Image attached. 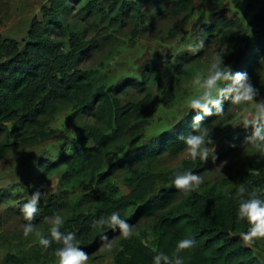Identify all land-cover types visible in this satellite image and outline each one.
Here are the masks:
<instances>
[{"label":"rangeland","instance_id":"rangeland-1","mask_svg":"<svg viewBox=\"0 0 264 264\" xmlns=\"http://www.w3.org/2000/svg\"><path fill=\"white\" fill-rule=\"evenodd\" d=\"M185 1L186 8L178 14L176 8ZM66 13L58 16L60 25L45 18L53 0H0V38L13 40L20 53L24 51L28 34L34 22L41 23L47 32L44 38L59 43L67 51L69 38L77 34L84 43L92 44L82 57L78 69L87 71L90 89H100L114 96L120 105L136 104L147 94L149 102L143 112L134 116L132 123L143 122L144 127L136 135L125 137L110 147L112 159L105 161L104 171L129 151L149 145L161 135L175 128L180 122L199 112L184 106L186 97L194 94L192 78L199 71H206L216 52H223L224 64L233 73H247L257 89V101L264 99V49H256L259 30L254 17L264 7V0H61ZM238 21L236 27L225 30L223 22ZM211 25L218 28L211 36L205 32ZM174 35H171V34ZM204 39L205 48L193 55L187 45L194 39ZM259 57L256 60L255 56ZM143 84L146 92L130 89L132 82ZM167 82L174 92V99L164 105L161 98L162 84ZM55 113L40 119L43 126L21 128L15 123L6 125L0 135V145H5L0 156V264H10L7 257L13 255L22 264L45 262L36 253L38 243L33 235L25 238L21 224L25 223L20 206L35 191L42 193L39 211L52 203L59 206L57 214L65 220L78 214H88L97 206L96 198H102L104 185L92 179L87 171H79L77 177L64 181L67 167L76 170L70 156L75 142L80 139L79 130L85 125L100 126L91 116L92 106L79 113L74 103L54 105ZM251 106L247 110H250ZM246 109L231 106L225 116L212 126L214 157L202 161L206 164L199 172L202 183L191 192H182L178 204L193 193L202 194L211 188L232 187L239 182V171L249 168L258 155L243 144L245 130L233 127ZM33 131V132H32ZM37 134L36 140H32ZM232 143H229L231 142ZM85 147H96L87 140ZM232 145L235 149L229 151ZM190 160L187 154L164 153L151 166V171L167 174ZM59 163L57 169L46 170L43 163ZM126 171L117 170L111 177L112 184L124 195L130 192ZM158 181L156 191L172 184V179ZM38 211V212H39ZM134 210H128L126 218ZM34 223V222H33ZM153 220H141L132 224L134 235L147 236L151 242ZM38 230L47 233L48 222L36 224ZM122 237V236H121ZM110 248L102 245L89 253V264H113L116 244ZM256 254V264H264V240L250 246ZM49 264H56L50 260Z\"/></svg>","mask_w":264,"mask_h":264},{"label":"trees","instance_id":"trees-1","mask_svg":"<svg viewBox=\"0 0 264 264\" xmlns=\"http://www.w3.org/2000/svg\"><path fill=\"white\" fill-rule=\"evenodd\" d=\"M183 1L175 12L178 14L186 8ZM61 0H53L49 9L45 10V18L57 23L58 16L66 13ZM254 23L259 30V39L253 48L264 49V7L254 17ZM238 21L223 22L222 27L230 30L236 27ZM217 25H211L206 29V36H211ZM47 32L43 25L34 22L28 34L25 49L20 53L18 44L13 40L0 38V135L6 132V125L15 123L13 131L23 127L43 126L40 119H45L55 113V104L71 102L81 114L92 106L90 116L100 126L85 125L79 130L80 139L75 142L70 161L76 165V170L68 166L64 172V181H70L77 177L79 171L85 170L92 179L104 185L102 198H96L97 206L88 214H78L65 220L62 231H75L80 241V248L86 253H91L104 244L101 239L107 236L111 243L118 239L116 244L113 264H151L152 258L159 252L172 255L177 240L184 237H193L195 246L180 253L184 257V264H256L257 258L250 246L240 239V232L247 230L244 222H238L236 211L239 197L236 195L240 185L249 190L260 189L264 195V160L257 156L249 163V168L239 171V182L232 187L211 188L208 191L188 196L181 205L178 204L181 190L172 184L156 191L158 181L166 180L165 177L174 179L177 172L191 170L198 173L206 164L199 159L196 161H183L181 165L169 171L166 175L154 173L151 166L157 162V158L164 154L177 155L183 152V145L177 140V136L191 131L194 116L180 122L161 137L149 145L129 151L122 158L110 165L109 170L104 171L105 161L112 159L110 147L125 137L136 135L144 127L143 122L132 123L134 116L140 115L149 102L148 94L136 104L120 105V102L107 91L90 89L86 86L90 81L87 71L79 70L78 64L93 46L84 43L75 33L70 35L67 51L59 43L49 42L44 38ZM171 35H174L173 33ZM258 53L255 56L257 60ZM141 80L140 83L132 82L130 89L138 93L146 92ZM161 98L164 105H168L174 99L171 86L162 84ZM230 101H222L225 114L231 108ZM214 111V110H213ZM197 115H202L198 113ZM219 118L214 115L204 116L201 124L211 127ZM33 132V131H32ZM251 127L243 130L236 141L244 135H251ZM34 134L32 140H36ZM90 140L96 143V147H85L83 142ZM229 143H232L229 142ZM232 145L229 151L235 149ZM5 145H0V156L4 154ZM46 170H50V164L43 163ZM59 167V163L51 166ZM126 171L128 174V186L130 192L120 194L111 182L113 172ZM59 206L52 203L39 211L33 222L45 224V217L58 212ZM134 210L130 217L126 218L128 210ZM119 210L121 217L130 225L141 220H153V240L147 241V236L133 235L125 239L118 235V231L105 226L102 230L91 227L93 219L101 215H110L112 211ZM259 239L256 243L262 242ZM55 243L44 251L37 246V254L49 264L56 262L53 255ZM10 264H22L13 255L7 257Z\"/></svg>","mask_w":264,"mask_h":264},{"label":"clouds","instance_id":"clouds-1","mask_svg":"<svg viewBox=\"0 0 264 264\" xmlns=\"http://www.w3.org/2000/svg\"><path fill=\"white\" fill-rule=\"evenodd\" d=\"M205 48L204 39H194L187 45V50L195 55ZM223 52H216L212 61L204 72H197L192 78L194 94L184 100L187 110L197 111L202 115H195L191 131L177 136L182 143L183 150L187 157L196 161H205L208 158L215 159L213 141L210 138L211 127L201 124L204 116L214 115L216 118H223L225 111L222 101L228 100L233 106H243L246 111L239 118L233 127L240 126L244 129L251 127L252 133L246 137L243 144L248 145L264 160V99L257 101V89L252 85L247 73H233L230 66L223 62ZM251 106L250 110H247ZM214 110V111H213ZM202 183L200 174L191 170L177 172L172 180V185L185 193L197 190ZM236 195L239 197L236 211L238 222H244L247 230L240 232V239L248 246H252L259 239H264V195L260 189L249 190L240 185ZM42 193L37 190L33 192L20 206V212L25 223L21 224L22 234L25 238L33 235L42 250L47 251L53 243L57 245L53 255L56 264H89V254L80 248V241L75 231H62L65 223L63 216L53 213L44 219L48 222L47 233L38 230L33 220L39 211V201ZM105 226L118 231V235L125 239L134 235L132 225L121 217L119 210H114L110 215H101L93 219L91 227L102 230ZM138 235V233H135ZM105 248L111 247V241L107 236L101 238ZM193 237H184L176 242L172 255L159 252L153 256L151 264H184V257L181 252L190 250L195 246Z\"/></svg>","mask_w":264,"mask_h":264}]
</instances>
